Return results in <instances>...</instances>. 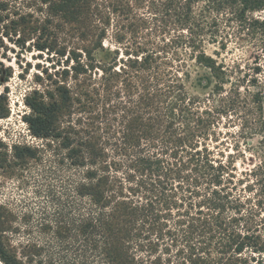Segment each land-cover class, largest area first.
<instances>
[{"label":"trees","instance_id":"16d2710c","mask_svg":"<svg viewBox=\"0 0 264 264\" xmlns=\"http://www.w3.org/2000/svg\"><path fill=\"white\" fill-rule=\"evenodd\" d=\"M195 1L45 0L85 23L83 38L93 44L84 56H67L73 74L61 72L49 100L27 98L33 134L59 141L71 168L82 170L78 219L56 232L69 239L59 257L70 264H249L241 256L252 237L226 216L242 205L231 199V173L209 142L213 114L191 89L207 86L193 79L194 66L212 68L205 51L196 53ZM114 22L116 41L130 40L126 59L109 51L106 65L94 50H106ZM12 74L0 61V87ZM6 100L0 94V117L8 115ZM16 150L18 158L36 156ZM3 227L0 214V258L20 264Z\"/></svg>","mask_w":264,"mask_h":264},{"label":"rangeland","instance_id":"374dc122","mask_svg":"<svg viewBox=\"0 0 264 264\" xmlns=\"http://www.w3.org/2000/svg\"><path fill=\"white\" fill-rule=\"evenodd\" d=\"M251 1L248 6L242 0L194 2V20L202 33L196 34V53L205 51L212 68L194 66L193 79L207 86L191 89L212 111L209 142L231 173V199L242 205L238 212L228 209L226 216L238 218L240 231L252 237L241 257L264 264V0ZM66 16L53 12L45 0H0V61L13 71L0 87L8 109L0 117V214L20 264H70L59 257L69 239L56 232L78 219L82 204L75 190L82 170L71 168L59 141L35 136L27 122L34 115L27 98L49 100L47 91H54L61 72L73 74L74 61L67 56H84V48L93 46L83 38L85 23H72ZM115 23L103 40L106 50H94L106 65L112 59L109 51L118 50L126 59L130 39L116 41ZM189 52L184 47L178 53L185 59ZM99 74L94 82H100ZM16 147H29L36 156L18 158ZM0 264L7 263L0 258Z\"/></svg>","mask_w":264,"mask_h":264}]
</instances>
